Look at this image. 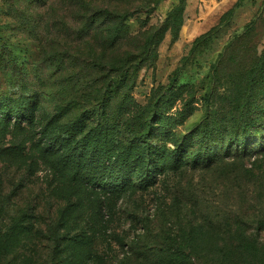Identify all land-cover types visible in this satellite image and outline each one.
Segmentation results:
<instances>
[{"label":"rangeland","instance_id":"obj_1","mask_svg":"<svg viewBox=\"0 0 264 264\" xmlns=\"http://www.w3.org/2000/svg\"><path fill=\"white\" fill-rule=\"evenodd\" d=\"M177 4L154 0L151 14L128 20L131 33L141 31V19L148 20L147 28L165 25ZM78 26L69 0H0V47L5 50L0 96L40 94V123L12 122L0 131V229L17 219L34 228L28 254L21 255L30 264H56L48 229L63 216L73 234L81 233L69 250L92 264H175L173 254L174 259L206 264L223 257L229 237L224 223L232 211L248 212L252 228L264 216V152L229 158L210 169H168L155 185L133 186L116 195L73 180L57 155L41 151L46 119L66 122L98 107L104 81L111 77L109 61L130 48L123 45L120 52L107 51L103 57L91 38H81ZM263 45L264 0H188L177 39L171 28L163 32L153 54L113 98L110 117L124 92L145 106L170 85H188L169 113L194 107L174 129L182 136L213 115L216 104L228 109L223 91L245 82ZM168 146L173 148L171 142ZM247 169L252 175L246 176ZM249 182L256 183L250 186L256 203L245 196ZM1 259L0 264L24 263Z\"/></svg>","mask_w":264,"mask_h":264},{"label":"trees","instance_id":"obj_2","mask_svg":"<svg viewBox=\"0 0 264 264\" xmlns=\"http://www.w3.org/2000/svg\"><path fill=\"white\" fill-rule=\"evenodd\" d=\"M35 1L46 4L49 0ZM187 1L178 0L165 25L147 28L148 20H139L141 31L133 35L128 20L151 14L154 0H69L72 21L79 24L77 33L81 38H91L94 49L103 51V57L107 51L120 52L123 45L130 47L109 61L111 77L104 81L98 107L87 108L66 122L52 116L42 124L41 151L45 156L57 155L73 180L117 195L133 186L146 189L155 185L168 169L178 171L189 166L210 169L229 158L264 152V45L256 63L246 72L245 82L231 84L223 91L221 100L228 109L216 104L218 109L213 115H206L182 136L174 129L194 113V107L187 106L185 112L175 115L169 113L188 85H170L165 94L154 97L145 106L137 104L124 92L115 117H110L113 98L118 97L132 74L153 54L163 32L171 28L173 39H177ZM153 29L156 35L149 36ZM4 53L0 47V58H4ZM39 108L38 92H25L17 97L0 96V131L12 122L20 126L25 121L37 125ZM170 142L173 148L168 146ZM248 173L251 174L249 169L246 176ZM252 184L248 183L245 196L255 202L257 197L250 190ZM247 216L248 212L232 211L229 222L224 223L229 236L226 253L206 264H264V216L256 222V228H252L253 220ZM67 219L63 216L57 225L48 229L56 264H92L90 259L77 260L74 249V252L69 250L81 233L73 234ZM33 231L34 228L24 226L18 219L12 226L0 229V261L1 257L14 258L19 263L30 264V259L21 255L28 254L26 246H31ZM176 256L171 255L175 264H202L195 258L174 259Z\"/></svg>","mask_w":264,"mask_h":264}]
</instances>
